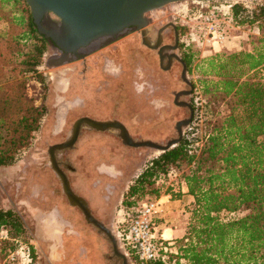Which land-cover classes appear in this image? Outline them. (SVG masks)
I'll return each mask as SVG.
<instances>
[{"label":"flooded vegetation","instance_id":"af4514ba","mask_svg":"<svg viewBox=\"0 0 264 264\" xmlns=\"http://www.w3.org/2000/svg\"><path fill=\"white\" fill-rule=\"evenodd\" d=\"M154 12L144 27L76 54L65 55L48 39L45 120L18 182L19 204L32 206L40 264H131L120 207L139 174L165 153L144 144L166 146L190 119L181 143L196 111L180 29L157 21Z\"/></svg>","mask_w":264,"mask_h":264},{"label":"trees","instance_id":"16d2710c","mask_svg":"<svg viewBox=\"0 0 264 264\" xmlns=\"http://www.w3.org/2000/svg\"><path fill=\"white\" fill-rule=\"evenodd\" d=\"M228 7L231 24L258 31L252 50L206 60L204 75L214 79L201 80L203 134L198 128L154 159L125 196L130 213L148 197L163 196L161 182L184 170L194 198L186 233L174 252L163 242L166 250L149 264H264V4ZM0 24L6 26L0 29V167H6L29 147L45 116L28 87L39 74L48 39L38 32L26 0H0ZM188 32L181 34L186 47ZM184 54L190 67L193 56ZM172 192L168 188L164 195L181 197ZM0 229L13 239L26 233L21 216L2 208ZM34 260L32 254L30 264Z\"/></svg>","mask_w":264,"mask_h":264},{"label":"rangeland","instance_id":"374dc122","mask_svg":"<svg viewBox=\"0 0 264 264\" xmlns=\"http://www.w3.org/2000/svg\"><path fill=\"white\" fill-rule=\"evenodd\" d=\"M241 3L244 7L248 8L249 10L256 8L258 5L264 4V0H235L230 1L225 5V8H227L229 5H234ZM218 5V4H215ZM197 4L195 2H178L173 3L170 5L165 6L162 9L157 10V12L152 13V15L157 19V21H160L161 23H168L172 22L176 24L181 34L185 30H188V26L191 23V20L189 19L188 15L194 7H196ZM6 26L0 24V29H4ZM230 31V38L228 39V42L226 45L232 41L236 42V46H230L226 47L224 50L220 52H210L207 49L198 48V47H189L187 50H183V53L188 52L189 55L193 56L191 65L189 67L190 70V79L194 82L195 86V92H194V104L196 107L195 111V117H194V123L192 125V128L188 131L189 133H192L196 131L199 128V134H203V121H204V111L206 106V98L203 94V87L201 84V80L203 78L207 79H214L211 75H204L205 72H208V69L206 68V60L215 56L216 54H231L235 52L240 51H251L253 48V44H255V39L258 37L259 33L257 30L252 29L249 26L244 27H235L233 24L231 27H229ZM184 41V37L182 38ZM50 54V49L48 46L47 52L43 58L42 64L39 67V74L34 77V79L30 82L28 87V95L31 98H34L36 101L37 106H41L42 104V94H43V88L41 86V83L44 80H47L48 76L46 77L47 73L51 71V69L45 67L46 59H48ZM41 75V78H39ZM43 79V81H42ZM45 82V81H44ZM46 115V112H45ZM45 120L44 119L41 123V126L43 125ZM41 128V127H40ZM40 129L35 134L34 139L30 143L29 147L26 149H23L18 156L17 161L14 163L13 166L10 167H0V208L4 210H13L17 212L26 227V233L23 235V238L21 240L28 242L32 246L33 254H34V263L33 264H40V249L38 248V235L35 234V221L33 220V215L31 216L32 210L31 205L29 202L27 204H19L21 199V194L19 193V184L18 182L21 180L22 175V169L24 168V160L29 156L32 155L34 151H37L35 149V144L37 138L40 136ZM187 134V135H188ZM186 135V136H187ZM185 136V137H186ZM155 157L154 159H156ZM153 161V160H152ZM150 165V164H149ZM148 165V166H149ZM184 170H176L174 173H171L168 180L166 182H161L160 185L163 186V195L168 190V188L176 189L180 188L183 184L182 179V173ZM141 174V173H140ZM139 174V175H140ZM172 194L177 195L178 192H172ZM166 195V194H165ZM150 199L149 201L154 200L153 197H148ZM125 200V199H124ZM147 201V200H145ZM143 201L139 202L142 203ZM137 203V205L139 204ZM168 204V203H167ZM136 205V206H137ZM122 209V212L119 214V220L125 222V227L127 228L128 223V216H127V208L123 202V205L120 207ZM192 209V204L185 207V211L183 214H179V216L174 215H168L165 217V213L162 214L159 218L156 219V223L159 228V232L163 233L168 228H173L174 230H183L182 237L186 233L187 225L191 218L190 210ZM126 218V220H125ZM121 225V224H119ZM125 228V229H126ZM170 231V230H169ZM171 232V231H170ZM168 233V237L172 235L171 233ZM165 237H167L165 235ZM181 237V238H182ZM166 239V242H169V245L167 246L168 251H176V241L178 239ZM126 243V242H125ZM124 242L122 243L124 248V252L128 254V257L130 258L131 264H144L134 253H132L128 246ZM171 243V244H170ZM13 244L11 242L6 243L2 246H0V264H7V255L9 250L13 249ZM11 264V263H9Z\"/></svg>","mask_w":264,"mask_h":264},{"label":"water","instance_id":"95a60500","mask_svg":"<svg viewBox=\"0 0 264 264\" xmlns=\"http://www.w3.org/2000/svg\"><path fill=\"white\" fill-rule=\"evenodd\" d=\"M230 1L235 0H26L38 32L50 39L65 55L76 54L81 48L99 41L115 39L131 26L144 27L148 23V13L173 3ZM50 14L60 21L53 22ZM166 49L163 47L160 54ZM190 123V119L181 122L178 125L179 138L166 146L144 145L167 152L180 143L184 135L181 128H187ZM122 138L125 143L132 144L126 133ZM65 189L71 202L77 204L78 200L68 190L67 184Z\"/></svg>","mask_w":264,"mask_h":264},{"label":"built area","instance_id":"2783aa9c","mask_svg":"<svg viewBox=\"0 0 264 264\" xmlns=\"http://www.w3.org/2000/svg\"><path fill=\"white\" fill-rule=\"evenodd\" d=\"M197 4L188 15L187 47L205 48L210 52H220L230 38V11L225 5L229 2H195ZM218 4V5H215ZM174 173V171L172 172ZM171 200L163 195L152 201H143L127 213L128 225L123 240L135 251L144 264H149L166 250L164 232H159L156 219L165 213V206ZM11 242L13 249L7 255V264H30L32 246L21 239L10 237L6 229H0V246Z\"/></svg>","mask_w":264,"mask_h":264},{"label":"crops","instance_id":"0c3cea01","mask_svg":"<svg viewBox=\"0 0 264 264\" xmlns=\"http://www.w3.org/2000/svg\"><path fill=\"white\" fill-rule=\"evenodd\" d=\"M236 45H237L236 42L232 41V42L228 43L226 46L232 47V46H236ZM174 191L181 193V197L180 198H172L168 202V204H166L165 215H164L165 217H167L168 215L179 216V214H183L185 211V207L191 205L194 202V198L188 194V188H187L186 184H183L180 188H178V190L174 189ZM169 230L172 232V235H170L171 239H177V238L182 237L183 230H174L173 228H168L164 232V238L165 239H170V237H168V233L170 232ZM165 235L167 237H165Z\"/></svg>","mask_w":264,"mask_h":264}]
</instances>
